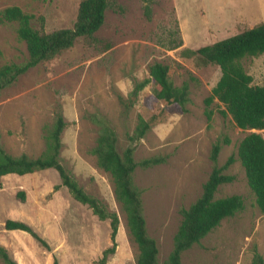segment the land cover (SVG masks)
Wrapping results in <instances>:
<instances>
[{"label": "rangeland", "instance_id": "obj_1", "mask_svg": "<svg viewBox=\"0 0 264 264\" xmlns=\"http://www.w3.org/2000/svg\"><path fill=\"white\" fill-rule=\"evenodd\" d=\"M81 0H0V11L16 6L31 15L36 30L50 33L71 28ZM103 25L92 39L77 38L73 46L54 59L42 62L21 75L0 93V145L12 156L39 157L46 148L45 134L60 111L65 123L61 134L60 161L78 185L98 199L119 219L118 243L123 244L106 264H135L136 246L126 230L125 214L114 198L111 178L98 168L90 150L98 127L92 115L106 118L118 138V150L129 144L128 136L141 115L149 118L166 105L149 106L154 92L150 82L127 112L121 104L134 82L149 77V67L168 66L173 85L186 83L189 101L185 111L176 107L165 113L135 147L134 160L158 156L164 162L134 172L141 191L148 235L159 250L158 263L166 261L180 225L181 208H188L202 194V186L214 166L212 146L221 143L217 166L235 155L239 142L250 132L236 127L223 106L214 100L208 121L204 100L220 77L215 65L197 67L186 51L224 40L264 23V0H108ZM149 7V18L144 7ZM17 24L0 25V66L27 58L18 40ZM253 85H264V55L241 61ZM264 138V130L255 131ZM227 142H224V141ZM233 181L218 187L215 198L239 195L245 208L224 219L199 244L185 251L181 264H250L253 247L264 259V213L255 206L244 170L235 160L224 172ZM58 186L57 189L55 187ZM24 193V199L18 195ZM20 220L47 241L50 251L30 235L4 228L6 220ZM111 246L109 221H101L75 201L61 186L53 169L24 176L0 178V246L8 254H28L30 264H91V241ZM97 263V262H96ZM0 264H4L0 259Z\"/></svg>", "mask_w": 264, "mask_h": 264}, {"label": "trees", "instance_id": "obj_2", "mask_svg": "<svg viewBox=\"0 0 264 264\" xmlns=\"http://www.w3.org/2000/svg\"><path fill=\"white\" fill-rule=\"evenodd\" d=\"M141 1L147 3L148 0ZM108 6V0H81L73 26L50 33L36 30L31 25L32 16L24 13L19 7L12 6L1 10L0 25L17 24V38L25 44L27 58L21 63L0 66V93L13 85L28 70L70 49L77 38L92 39L104 23ZM144 9L145 16L149 18V7L146 5ZM186 54L193 57L197 67L215 65L220 70L218 81L211 89L210 96L204 100V115L208 121L213 114L209 107L216 100L220 106L224 107L220 113L229 114L237 128L243 131L264 130V85H253L252 77L244 71L241 64L245 58L264 55V23L195 51H186ZM168 71L167 65L160 62L153 63L148 70L149 77L134 82L127 99L120 100L124 112L127 113L135 104L138 94L150 82H153L154 92L149 98V106L158 103L166 105L165 108L153 112L149 118L139 115L133 134L128 136L130 144L122 152L118 150L117 134L110 122L99 115L91 116V121L98 127V135L95 146L90 152L95 157L98 168L111 178L114 198L125 214L128 237L137 248L135 264H159V250L156 241L147 232L141 191L134 183V172L137 167L147 169L159 165L164 162V159L154 156L136 162L133 144L139 142L153 126L162 121L165 113L176 107L185 111V104L189 101L188 85L184 83L180 87L174 86L169 79ZM64 127L62 114L57 111L53 124L47 129L44 137L45 151L37 158H30L26 154L12 156L0 145V178L9 174L24 176L38 171L55 170L61 186L68 189L75 201L87 206L99 220L109 221L111 246L102 252L97 262V264H106L117 247L119 219L116 213L109 212L98 199L87 194L62 165L60 150ZM220 149L219 141L212 146L210 160L214 166L202 186V194L188 208L180 209L181 222L173 237V248L162 264H181V256L185 251L199 244L224 219L233 217L244 210V200L239 195L215 198L219 186L233 181V177L224 172L235 160L239 161L244 170L256 208L264 213V138L257 132L248 133L239 142L236 154L231 155L225 164L219 167L217 159ZM57 188L58 186L55 187ZM18 195L22 200L24 199L23 192ZM4 228L8 231L26 232L41 248L50 251L47 241L23 222L6 220ZM0 259L4 264H16L2 246H0ZM52 264H59L54 255ZM250 264H264V259L256 247H253Z\"/></svg>", "mask_w": 264, "mask_h": 264}, {"label": "crops", "instance_id": "obj_3", "mask_svg": "<svg viewBox=\"0 0 264 264\" xmlns=\"http://www.w3.org/2000/svg\"><path fill=\"white\" fill-rule=\"evenodd\" d=\"M9 220H11V219H9ZM12 221H18V220H12ZM19 222H22V221H20L19 220ZM24 223V222H23ZM26 224V223H25ZM12 231H19V230H12ZM20 232H22V231H20ZM24 233H26V232H24ZM119 233L120 232H118L117 231V235H116V243H117V247H116V250H115V253L112 255V257H113V259L116 257V256H118V254L120 253V251H121V247H123V244H119L118 243V239H119ZM31 237V236H30ZM30 240H31V242H30V244H32L33 242H35L34 241V239L31 237L30 238ZM91 242V253H92V255L90 256V258H89V260H90V263L91 264H97L96 262H98V260L101 258V256H102V252L106 249V244H107V242H106V244H103V246H96V244L95 243H97L95 240H90ZM8 253V252H7ZM9 256L16 262V264H30L28 261V259H27V256H28V254H23V255H21V256H16V255H14L13 253H10L9 254ZM109 264H110V262H109ZM122 264V263H121Z\"/></svg>", "mask_w": 264, "mask_h": 264}, {"label": "water", "instance_id": "obj_4", "mask_svg": "<svg viewBox=\"0 0 264 264\" xmlns=\"http://www.w3.org/2000/svg\"><path fill=\"white\" fill-rule=\"evenodd\" d=\"M252 132H255L254 130Z\"/></svg>", "mask_w": 264, "mask_h": 264}]
</instances>
